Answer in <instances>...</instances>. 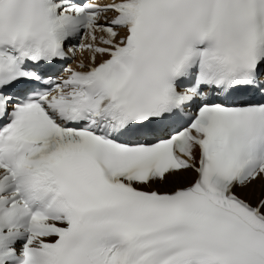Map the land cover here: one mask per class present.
Instances as JSON below:
<instances>
[{"label": "snow or ice", "instance_id": "6c2138e0", "mask_svg": "<svg viewBox=\"0 0 264 264\" xmlns=\"http://www.w3.org/2000/svg\"><path fill=\"white\" fill-rule=\"evenodd\" d=\"M0 264H264V0H0Z\"/></svg>", "mask_w": 264, "mask_h": 264}]
</instances>
